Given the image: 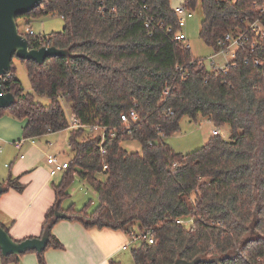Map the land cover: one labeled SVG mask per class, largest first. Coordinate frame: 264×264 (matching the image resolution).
<instances>
[{
    "label": "trees",
    "instance_id": "obj_1",
    "mask_svg": "<svg viewBox=\"0 0 264 264\" xmlns=\"http://www.w3.org/2000/svg\"><path fill=\"white\" fill-rule=\"evenodd\" d=\"M183 5L188 11L202 6L200 38L216 53L228 34L242 35L226 72L212 71L175 39L182 27L172 0H43L22 15L29 21L61 16V31L25 35L31 48L70 51L42 64L20 59L32 91H25L13 62L1 76V87L16 102L0 112L27 120L25 139L70 130L73 157L54 183L56 198L42 231L50 227V242L38 253L40 264H46L49 248L64 247L52 232L63 219L126 233L153 230L154 243L132 248L135 264L228 254L234 258L201 264H264V0ZM255 23L260 29L254 30ZM63 102L80 127L70 128ZM130 111L137 120L123 121ZM185 116L228 124L231 135H213L194 151L177 152L164 139L181 130ZM93 125L107 127L105 136L91 132ZM124 140L139 141L142 151H128ZM75 174L94 189V209L62 206ZM4 183L25 189L19 177ZM189 218L190 225L177 222ZM0 255L9 264L22 254Z\"/></svg>",
    "mask_w": 264,
    "mask_h": 264
},
{
    "label": "crops",
    "instance_id": "obj_2",
    "mask_svg": "<svg viewBox=\"0 0 264 264\" xmlns=\"http://www.w3.org/2000/svg\"><path fill=\"white\" fill-rule=\"evenodd\" d=\"M26 123V119L0 112V184L6 189L0 195V222L16 240L42 234L45 215L56 198L51 165L39 155L41 137L25 139ZM9 177H19L25 189L18 192L5 185ZM52 232L64 247L49 248L44 255L46 264H110L112 260L120 263L119 255L129 241L125 231L87 228L76 219L58 221ZM9 264H40L39 254L24 253Z\"/></svg>",
    "mask_w": 264,
    "mask_h": 264
},
{
    "label": "rangeland",
    "instance_id": "obj_3",
    "mask_svg": "<svg viewBox=\"0 0 264 264\" xmlns=\"http://www.w3.org/2000/svg\"><path fill=\"white\" fill-rule=\"evenodd\" d=\"M183 1L184 0H172V5L176 7L177 5L182 4ZM189 13L191 15H187L186 18L184 15H179L180 20L185 22L180 31L186 35L185 43L190 47L193 56L196 58H202L208 67L212 56H214V59L217 62H223V64L231 60L232 52L237 50L236 46L231 47L230 52L227 53V55L220 53L216 54L214 48L207 45L200 38V28L203 20L202 6L199 5L194 11ZM17 23L20 33L26 34L27 28L30 27L32 32L36 35L58 32L65 26L64 19L57 14H49L42 18L30 19V21L22 16L17 18ZM13 63L16 67V74L21 79L25 91H32L30 79L28 77L27 64L23 63L18 58H14ZM37 99L44 104L50 103V99L47 97H37ZM63 105L70 121L72 116L70 105L65 102H63ZM216 128L220 130V133L224 138L227 139L230 137L231 128L228 124L216 126L205 118L193 120L185 116L181 121V130L169 137H165L164 141L177 152L187 153L206 144L210 137L213 136V130ZM69 135L70 130L66 129L41 136V141L40 143L38 142L39 145L37 146L40 148L39 155L46 163L48 154L56 155L59 160L69 161L72 159L73 152L70 148ZM122 146L130 152L142 151V146L137 140H124L122 141ZM62 178L63 172H59L55 176H52V179L56 184H58ZM68 191L70 196L64 200L62 205L64 208H68L71 204H74L76 208L82 209L88 204L89 209H94L98 205V197L94 189L88 185L79 174H75ZM137 246V244L131 245L128 250L122 251L119 255L120 264H135L132 257V248ZM0 259L2 261L1 255Z\"/></svg>",
    "mask_w": 264,
    "mask_h": 264
},
{
    "label": "water",
    "instance_id": "obj_4",
    "mask_svg": "<svg viewBox=\"0 0 264 264\" xmlns=\"http://www.w3.org/2000/svg\"><path fill=\"white\" fill-rule=\"evenodd\" d=\"M43 0H0V77L10 73L14 58L35 61L42 64L49 56L70 55L68 49H59L55 46H43L31 48L25 34L20 33L17 18L40 6ZM16 96L12 92H6L0 86V108H8L14 105ZM5 186L0 184V195L5 191ZM62 213H56L55 218L63 217ZM50 242V227H46L40 237H31L23 240L14 239L10 233L0 226V250L3 256L20 255L28 251L42 253ZM234 258L232 255L206 258L197 256L193 260L176 259L174 264H201L220 263Z\"/></svg>",
    "mask_w": 264,
    "mask_h": 264
},
{
    "label": "built area",
    "instance_id": "obj_5",
    "mask_svg": "<svg viewBox=\"0 0 264 264\" xmlns=\"http://www.w3.org/2000/svg\"><path fill=\"white\" fill-rule=\"evenodd\" d=\"M175 12L177 13L178 16L184 15L185 18L187 15H189V16L191 15L189 13L191 11H188L184 7L183 3L179 4L175 7ZM184 23L185 22L183 20H180V25L182 28H183ZM254 26H255L254 30L260 29V27L257 23H255ZM27 32L33 34L32 29L30 27L27 28ZM175 39L185 42L186 35L184 33H182L181 31H179L175 35ZM242 42H243L242 35H238V36L234 37L233 35L228 34L225 37V39H223L219 42V44L222 46V49L216 54L220 53V54H226L227 55V53L230 52L231 47L236 46L238 49L240 46H242ZM235 52L236 51L232 52V58L235 56ZM229 61H227V63L223 64V62H217L214 59V56H212L211 61H210V65H209V69H211L212 71L226 72L228 70ZM256 63H258V60H256ZM2 81H3V79L0 77V86H1ZM131 119L134 121L137 120V115H136L135 111H130L128 114L122 115V120L125 122H129ZM69 122H70V128H72V129L78 128L81 126L78 118H76L73 114H72ZM106 130H107V127H102L99 125H93L90 127L91 132H93L95 134H102V136H105ZM213 135H221L220 130L218 128L214 129ZM17 145L20 146L21 144L18 143ZM47 163L49 165H51V168H50L51 176H55L57 173L63 172L69 167V161L59 160L58 157H56L54 155H50L47 158ZM177 222L181 223V224L190 225L193 223V219L192 218H189L187 220L179 219ZM128 235H129V241L126 245L123 246V250H128L129 246L135 245V244L139 245L145 241H147L149 243H154L153 230L141 232L137 228H135V229L133 228L128 233Z\"/></svg>",
    "mask_w": 264,
    "mask_h": 264
}]
</instances>
